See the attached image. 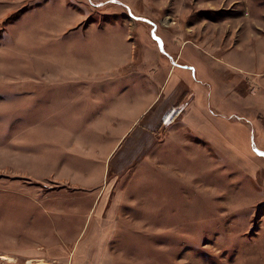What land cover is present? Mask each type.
Here are the masks:
<instances>
[{"label": "rangeland", "instance_id": "obj_1", "mask_svg": "<svg viewBox=\"0 0 264 264\" xmlns=\"http://www.w3.org/2000/svg\"><path fill=\"white\" fill-rule=\"evenodd\" d=\"M187 37L231 65L233 111L218 114L217 140L181 129L169 108L153 139L126 137L108 173L136 176L132 203L117 215L105 264H264V0H0V150L10 148L0 155V218H10L11 191L63 187L34 181L16 156V141L35 136L23 131L54 128L49 114L70 103L72 86L58 80L103 62L118 40L134 61L157 47L164 58L165 40ZM10 236L0 226V253L15 254Z\"/></svg>", "mask_w": 264, "mask_h": 264}, {"label": "crops", "instance_id": "obj_2", "mask_svg": "<svg viewBox=\"0 0 264 264\" xmlns=\"http://www.w3.org/2000/svg\"><path fill=\"white\" fill-rule=\"evenodd\" d=\"M184 34L189 36L190 31ZM116 42L121 46L109 47L103 62L87 63L86 72L78 73L81 76L58 80L72 86L73 93L67 97L69 104H58L49 114L56 116L54 128L39 133L25 130L23 134L35 136L16 141L20 149L16 156L24 159L25 166L29 161L34 181L63 187L44 192L24 186L20 195L10 192V209H6L10 218H0V226L10 227L16 249L15 254L0 253L10 264L111 263L107 246L118 226L117 215L132 203L130 183L136 176L126 173L110 178V163L133 132L139 136L145 132L153 139L161 111L174 109L181 129L221 139L218 114L233 111L232 81L223 75L226 62L190 37L165 40L164 58L157 47L151 53L145 49V55L141 51L134 61L133 47L123 40ZM185 48L190 51L184 61ZM27 81L31 80L18 82ZM76 117L83 125L68 122ZM5 149L0 155L10 148Z\"/></svg>", "mask_w": 264, "mask_h": 264}, {"label": "bare ground", "instance_id": "obj_3", "mask_svg": "<svg viewBox=\"0 0 264 264\" xmlns=\"http://www.w3.org/2000/svg\"><path fill=\"white\" fill-rule=\"evenodd\" d=\"M0 259H3V260H6L3 256L2 257H0Z\"/></svg>", "mask_w": 264, "mask_h": 264}]
</instances>
